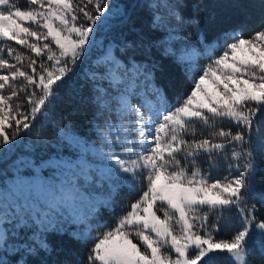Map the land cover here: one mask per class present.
Masks as SVG:
<instances>
[{
	"label": "snow or ice",
	"instance_id": "snow-or-ice-1",
	"mask_svg": "<svg viewBox=\"0 0 264 264\" xmlns=\"http://www.w3.org/2000/svg\"><path fill=\"white\" fill-rule=\"evenodd\" d=\"M23 4L0 0V42L8 45L0 46V150L30 135L40 117L49 118V106L70 87L78 61L93 46L101 27L97 22L107 23L112 14L108 0H23ZM180 6L162 0L156 4L158 19L167 16L181 23ZM183 22L200 34L198 20ZM216 43L221 47L218 56L210 54V62L200 68L189 64L199 75L173 109L165 106L164 89L149 79L153 73L140 65L133 69L125 64L123 73L110 71L107 87L96 83L105 78L103 70L99 77L95 72L87 77L96 93L92 103L99 110L93 117L107 107L109 89L119 93L113 98L118 104L115 116L94 125L101 145L94 151L104 162L101 178L117 177L130 188L140 184L146 190L114 226L97 223L87 231H72L64 225H86L96 210L92 203L84 206L76 188L75 181L86 175L84 169L70 183L45 184L50 195L47 209L32 218L42 236L26 249L28 256L52 251L49 234H67L78 241L93 239L86 264H217L221 254L229 264H248L253 229H259L264 239V222L254 223L255 208L247 203L260 165L258 156L264 157V24L248 37L242 29L224 33L223 44ZM108 65L116 67L114 60ZM224 165L228 175L213 181L211 171ZM72 172L76 171L69 165L68 173ZM17 184L32 185L22 176ZM3 213L0 248L8 244L7 209ZM233 213L240 221L238 230L230 239H218L221 221L230 225ZM210 214L214 221L210 222ZM19 221L21 230L28 226L23 217ZM92 231L98 235L92 237ZM0 264H5L3 258Z\"/></svg>",
	"mask_w": 264,
	"mask_h": 264
},
{
	"label": "trees",
	"instance_id": "trees-1",
	"mask_svg": "<svg viewBox=\"0 0 264 264\" xmlns=\"http://www.w3.org/2000/svg\"><path fill=\"white\" fill-rule=\"evenodd\" d=\"M17 2L25 7L23 0H17ZM161 2L162 0H108L112 14L107 23L97 22L101 24V27L96 30L93 46L73 72L70 87L65 88L59 94L60 99L49 106L52 109L49 113V121L40 117L35 128L31 130V134L21 140L13 155L7 160L4 159L12 149H9L7 153L0 150V178L13 175L9 166L12 165L15 154L22 151L20 144L26 141L30 142L32 147L31 150L24 151V154L33 158L35 163L52 156H70L67 144L58 133L61 130L71 132L86 142L95 144L100 142L94 125H102L110 115L115 116L116 101L113 98L116 91L109 89V93L105 96V99L109 101L107 107L98 117H93V113L99 110L92 103L96 93L93 91L92 81L87 77L92 72L99 77L103 70L105 78L98 79L96 83L107 87L106 66L100 62H94L96 56L104 52L107 44L111 42L114 44V55L124 65L135 62L150 70L153 73L154 82L164 89L169 106L174 108L192 88V80L187 68L176 55L181 44L198 47L201 42L210 43L224 36V33H231L237 29H242L243 36L248 37L264 24V0H172L173 3L181 5L178 11L183 21H199L200 34H202L200 39L190 23L182 21L177 24L175 20H169L167 16L158 19L160 13L156 10V4ZM173 28L180 30L173 32ZM173 36L179 39H171ZM11 44L17 51L29 55L27 50L15 45V42ZM0 46L5 49L8 47L2 42ZM68 114H71L70 119L67 118ZM197 136L199 137V131ZM15 144L10 148H14ZM258 159L260 165L255 176L254 188L247 199L248 206L255 208L253 215L256 223L264 222V157L258 156ZM228 172L226 165L213 169L211 179L223 180ZM232 174H236L235 170ZM143 190H146V185L137 184L133 189L120 181V186L115 187L109 204L101 205L94 212L90 219L92 228H95L97 223L103 226H114L116 220L130 210L131 203L139 199ZM65 219H68V215H65ZM214 219V214H211L210 222ZM26 221L27 227L21 230L19 225L7 238V241L20 246L16 251L0 253V258L4 259L5 264H24L25 259L28 260V264H86L89 250L94 243L93 239L78 241L67 234H49L48 241L52 251L50 253L34 252L28 256L26 249L34 243V240L40 239L42 229L33 227L31 216H27ZM64 226L69 230H76L70 223ZM239 226L237 214L233 213L230 225H225L221 221V231L215 235L219 239H230ZM103 230V227L99 229L100 232ZM92 232L98 235L97 231ZM247 253L248 264H264V239L252 235L248 241ZM217 264H229L226 254L218 257Z\"/></svg>",
	"mask_w": 264,
	"mask_h": 264
},
{
	"label": "rangeland",
	"instance_id": "rangeland-1",
	"mask_svg": "<svg viewBox=\"0 0 264 264\" xmlns=\"http://www.w3.org/2000/svg\"><path fill=\"white\" fill-rule=\"evenodd\" d=\"M173 37H171V39H179L177 36ZM199 38L202 39V34H199ZM217 40H219L222 45L224 42V36L217 38L210 43L203 44V42H201L198 47L189 44H185L183 46L181 44L180 49L176 52V55L179 60L185 64L191 80L198 76L199 73L191 71L189 64L191 65V68H200L210 62V54L218 56L221 52V47H217ZM113 48L114 44L112 42L107 44L104 52L97 55L94 61L100 62L106 66L107 71L105 74L107 79L110 71L115 70L119 73H123L125 71V65L116 58ZM205 48L208 49L207 52L204 51ZM109 60L115 61V69H111L109 67ZM136 66V64H133L132 68L135 69ZM125 78L127 79V77ZM144 87V83L141 82L139 84V88L143 90ZM118 94L119 93L116 91L114 97ZM141 95H143V92H141ZM132 103L136 104L137 99L133 98ZM117 107L118 104L116 103L114 110L115 114ZM46 121L48 122L49 118ZM58 133L67 144L70 156H52L47 160H41L38 163H35L33 158L24 154V151H29L32 147L30 142L26 141L25 143L20 144L22 151L15 154V159L12 162V165L9 166L13 175L11 177L0 178V214H4L3 210L7 209L5 219V222L7 223V236L9 232L13 233V231H15V229L20 225V217H23L25 220H27V216H31L32 218L33 216H36L38 218L39 213L47 209V204L45 202L50 199V195L47 191H45V184L51 183L59 185L65 180L70 183L71 177L76 175L77 172L83 168L86 175H80L75 181L76 188L80 196L84 198V206L92 203L95 207L100 204L106 205L104 202L110 201L116 185H120L121 180L117 177H113L111 180H103L100 176L99 169L104 167V162L98 158L96 152L94 151L95 148H99L101 146L100 142L98 144L86 142L81 137L71 132L62 130L58 131ZM9 149H12L8 154L10 155L14 151V148L4 146L3 151L7 153ZM22 161L23 166H21ZM69 165L76 172L68 173ZM18 176H22L23 179L32 185H18ZM37 179L42 182L40 186L33 183ZM58 190L59 189L57 188V191ZM25 205H27V208L23 207ZM66 215H69L67 210ZM73 227L76 229L74 231H87L88 228L91 227V224L88 222L86 225L76 224L73 225ZM259 231V229L254 228L253 235L255 237H261L259 235ZM91 236L95 237L96 233L91 232ZM13 248L14 247L11 244L8 246L9 250Z\"/></svg>",
	"mask_w": 264,
	"mask_h": 264
},
{
	"label": "water",
	"instance_id": "water-1",
	"mask_svg": "<svg viewBox=\"0 0 264 264\" xmlns=\"http://www.w3.org/2000/svg\"><path fill=\"white\" fill-rule=\"evenodd\" d=\"M83 57H84V56H83ZM83 57H82V58H83ZM82 58H81V60H82ZM81 60H80V61H78V63H77V66L79 65V63L81 62ZM77 66H76V67H77ZM10 155H11V154H10Z\"/></svg>",
	"mask_w": 264,
	"mask_h": 264
}]
</instances>
